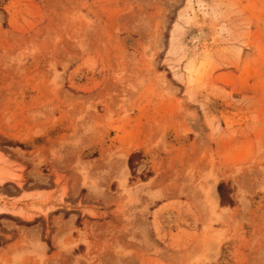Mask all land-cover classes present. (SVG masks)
<instances>
[{"label":"rangeland","instance_id":"obj_1","mask_svg":"<svg viewBox=\"0 0 264 264\" xmlns=\"http://www.w3.org/2000/svg\"><path fill=\"white\" fill-rule=\"evenodd\" d=\"M0 264H264V0H0Z\"/></svg>","mask_w":264,"mask_h":264},{"label":"crops","instance_id":"obj_2","mask_svg":"<svg viewBox=\"0 0 264 264\" xmlns=\"http://www.w3.org/2000/svg\"><path fill=\"white\" fill-rule=\"evenodd\" d=\"M216 192H217V189H216ZM218 199H219V202H220L219 194H218ZM69 201H71V198H67L66 200H63L62 196L59 195L55 199V201L52 203L53 206L52 207L49 206L48 210H49V212L51 214H53L54 211H62V210L63 211L76 210V211H79L82 215H87L88 214V212H87L88 209H86V208L89 206V204H87L85 201L82 200V205L80 206L79 199H78L77 201L72 203L71 207L68 206ZM21 208L23 210H25L28 214L33 215V218H37V217L41 216L40 214H38L36 212L30 211V210H26L25 207H21Z\"/></svg>","mask_w":264,"mask_h":264},{"label":"bare ground","instance_id":"obj_3","mask_svg":"<svg viewBox=\"0 0 264 264\" xmlns=\"http://www.w3.org/2000/svg\"><path fill=\"white\" fill-rule=\"evenodd\" d=\"M153 181V180H152ZM151 183V181L149 182V184ZM153 183V182H152ZM211 200H212V198H211ZM213 202V201H212ZM211 204V203H210ZM215 205L217 204V202L216 203H214ZM217 206V205H216Z\"/></svg>","mask_w":264,"mask_h":264}]
</instances>
